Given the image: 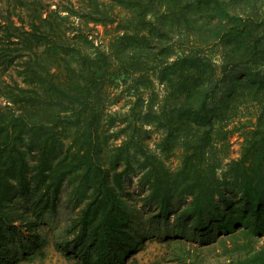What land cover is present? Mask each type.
<instances>
[{"label": "trees", "instance_id": "trees-1", "mask_svg": "<svg viewBox=\"0 0 264 264\" xmlns=\"http://www.w3.org/2000/svg\"><path fill=\"white\" fill-rule=\"evenodd\" d=\"M109 2L7 0L5 10L0 0V264L45 255L41 224L72 177L79 209L54 244L71 264H129L144 238L136 213L147 234L196 249L264 237L263 0ZM73 15L117 23L115 33L93 49L75 21L69 34ZM120 78L125 112L110 108ZM251 104L259 113L240 156L210 162ZM147 125L161 153L182 150L178 168L144 144ZM224 264H264V245Z\"/></svg>", "mask_w": 264, "mask_h": 264}, {"label": "rangeland", "instance_id": "rangeland-1", "mask_svg": "<svg viewBox=\"0 0 264 264\" xmlns=\"http://www.w3.org/2000/svg\"><path fill=\"white\" fill-rule=\"evenodd\" d=\"M45 2L46 4H50L51 8L60 7L67 9L71 6L70 0H45ZM2 4L5 10L6 7L13 10V6H9L11 4L8 5L7 0H2ZM72 21L80 25L79 32L84 38L86 36L89 37L88 41H84L83 43L87 42V46H91L93 49L100 45H106L115 33V27L117 26V23L107 26L94 24L92 22L86 23L79 16L76 17V15H73L71 21L67 24L69 26L70 35L77 34L78 32L77 29L75 30ZM208 52L216 61L219 60L220 52L218 49L209 50ZM16 73L17 71L15 74ZM4 79L9 81L8 73H3V75L0 76V88L5 85L3 82ZM126 88L122 78L119 79L118 85L112 84L109 86L112 100L110 105L111 109H118L123 112L129 109L131 96L128 95V90ZM156 91L159 93L158 96L162 99L163 85L157 83ZM149 96L150 92L147 91L144 93L146 100ZM7 103V99L0 98V104L3 107H5ZM258 113L259 108L257 105H247L244 109L243 117L232 124V128L235 126L238 127L232 136L225 141H217L210 148V162L219 163L220 167L223 168L226 167L231 159L240 156L245 136L247 132L253 128ZM145 129H149V131L142 133L144 144L147 145L149 149L160 154L171 169L178 168V166L182 164V150L176 148L169 154L161 153L156 145L160 138V133L149 125H147ZM219 171L221 172V170ZM77 179V177H72V179L66 183L61 194L58 210L54 212L50 211L43 219L40 232L49 240V243L43 248L45 255L42 256L36 253L29 258L20 260L18 264H71L67 257L55 248L54 244L56 240L62 237L71 218L79 209V206L75 204L76 196L74 195ZM137 179L138 177H135L132 189L137 188ZM140 205L141 203L135 204V210H138ZM145 212L146 210H144L143 215L147 214ZM135 222L139 228V234H144V238L141 239L139 243L140 250L131 257L129 264H189L190 260H195L199 264H224L228 263L231 259L237 260L239 258H245L258 251L264 245V237H255L249 235L247 232H241L238 235L226 237L223 242H217L210 247H199V249H196V246L182 243L174 237L163 239V237L158 234H147L146 224L141 223L139 213L135 214Z\"/></svg>", "mask_w": 264, "mask_h": 264}]
</instances>
